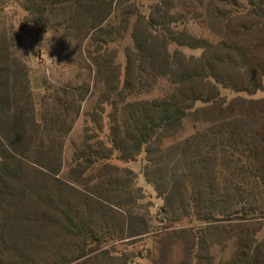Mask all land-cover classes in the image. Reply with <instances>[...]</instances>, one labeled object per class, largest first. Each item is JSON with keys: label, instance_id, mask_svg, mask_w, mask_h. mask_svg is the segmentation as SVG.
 Wrapping results in <instances>:
<instances>
[{"label": "rangeland", "instance_id": "374dc122", "mask_svg": "<svg viewBox=\"0 0 264 264\" xmlns=\"http://www.w3.org/2000/svg\"><path fill=\"white\" fill-rule=\"evenodd\" d=\"M55 1L0 0V99L11 100L0 112V264H228L240 236L263 241L264 186L243 175L245 154L226 146L219 153L205 114H190L173 137L140 149L111 142V126L123 130L114 113L122 109L118 79L125 78L132 32L155 2L116 0L110 18L91 32L87 10ZM187 27L208 39L196 24ZM168 91L158 78L126 103ZM219 92L227 101L264 99V87L251 96ZM18 115L26 156L12 160L2 144L18 140ZM90 152L95 163L88 166ZM44 156L60 163L57 176L35 164ZM42 185L52 204L46 218ZM57 208L69 209L68 218Z\"/></svg>", "mask_w": 264, "mask_h": 264}, {"label": "trees", "instance_id": "16d2710c", "mask_svg": "<svg viewBox=\"0 0 264 264\" xmlns=\"http://www.w3.org/2000/svg\"><path fill=\"white\" fill-rule=\"evenodd\" d=\"M153 1L155 5L151 8L150 17L137 20L134 26L133 47L126 52L125 78L124 81L120 77L118 79L122 109L120 113L115 109L114 115L119 114L120 118H116L114 123L119 122L123 130L120 132L119 127L111 126L113 146L119 148L118 141H133L135 149H140L158 137L171 138L190 114L203 113L206 117L202 122L212 124V130H215L212 136L215 147L220 149L219 153L222 154V148L226 146L233 152L245 154L243 175L253 179L256 185L264 186V99L235 98L227 101L220 97L219 92L221 87L251 96L264 87V0H184L178 5H168L167 0ZM55 2L49 0L50 5ZM116 2L61 1L88 11V28L91 32L99 30L110 18ZM180 21L184 24L179 29L177 25ZM189 24L204 29L208 39L191 34L187 27ZM172 45L201 50V54L195 57L186 56L180 50L171 52ZM134 63H137V67ZM5 72L8 73V69ZM144 77L147 82L143 81ZM158 78L164 79L169 85V91L162 98L126 103L127 97L137 96L150 89ZM198 103L204 107L197 108ZM10 104L9 97L5 101L0 99V112L7 111L4 106ZM75 116L79 118L80 115L76 113ZM88 117L93 121L92 116ZM13 120L18 140L5 138L7 145L2 144L12 160L26 156L25 146L20 142L19 115L14 116ZM58 132L62 134V130ZM86 132L89 130L86 129ZM91 138L86 136L87 140ZM49 153L53 152H45ZM93 156L95 154L91 152L87 156L88 166L95 163L92 161ZM79 157L76 153L74 158L77 160ZM222 158L221 161L226 159ZM35 164L53 177L60 172V163L53 156H44ZM8 165L6 162L5 166ZM1 177L3 175L0 174V193L3 183ZM8 179L12 184L16 180L12 175ZM54 181L59 182L57 179ZM42 186L46 193L40 202L46 207L42 214L46 218L52 204L45 189L48 185ZM68 210L58 212L68 218ZM253 235L247 232V237L240 236L228 264H264V240L258 242Z\"/></svg>", "mask_w": 264, "mask_h": 264}]
</instances>
